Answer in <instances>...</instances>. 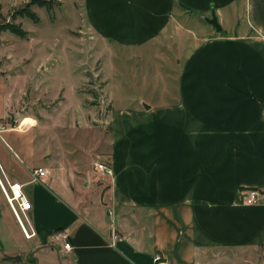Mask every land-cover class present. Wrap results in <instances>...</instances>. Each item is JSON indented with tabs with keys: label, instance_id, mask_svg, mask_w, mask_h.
<instances>
[{
	"label": "crops",
	"instance_id": "1",
	"mask_svg": "<svg viewBox=\"0 0 264 264\" xmlns=\"http://www.w3.org/2000/svg\"><path fill=\"white\" fill-rule=\"evenodd\" d=\"M83 7L101 43L142 58L174 51L173 94L147 112H112L105 156L86 170L48 147V116L21 111L2 64L0 180L23 186L22 224L34 235L24 237L0 189V264H264V0ZM36 169L45 176L34 182ZM248 189L260 193L254 205L242 201Z\"/></svg>",
	"mask_w": 264,
	"mask_h": 264
},
{
	"label": "rangeland",
	"instance_id": "2",
	"mask_svg": "<svg viewBox=\"0 0 264 264\" xmlns=\"http://www.w3.org/2000/svg\"><path fill=\"white\" fill-rule=\"evenodd\" d=\"M30 1L0 0V25L13 22L26 32L25 39L0 34V66L7 63L15 76L21 111L37 123L48 116L41 125L48 147L62 155L66 166L76 159L90 170L105 156L101 143L112 112L167 105L173 72L179 69L174 51L167 47L142 58L95 40L85 30L83 0H45L51 8H30L37 23L20 16L12 20L10 15Z\"/></svg>",
	"mask_w": 264,
	"mask_h": 264
},
{
	"label": "built area",
	"instance_id": "3",
	"mask_svg": "<svg viewBox=\"0 0 264 264\" xmlns=\"http://www.w3.org/2000/svg\"><path fill=\"white\" fill-rule=\"evenodd\" d=\"M2 129L3 127L0 126V131ZM94 171L95 173H99L101 175H104L105 177H110L112 175L111 167L105 163H96L94 165ZM44 176H45V172L42 169H36L32 171V178L34 182L38 181L40 178ZM0 189L13 215L15 216L16 220L19 222L24 237L27 239L33 237L34 233L31 230L29 231L25 230L22 224V219L23 221L25 220V213L29 211L31 208L30 202L27 200L26 196L23 193V186L16 182L10 183L8 181L2 182L0 180ZM241 194H242V201L246 205H254L260 199V193L256 189H248L243 191ZM66 240L67 239L64 236L62 250L65 253H68L72 250V247ZM154 261L155 263H161L162 262L161 255L155 254Z\"/></svg>",
	"mask_w": 264,
	"mask_h": 264
},
{
	"label": "trees",
	"instance_id": "4",
	"mask_svg": "<svg viewBox=\"0 0 264 264\" xmlns=\"http://www.w3.org/2000/svg\"><path fill=\"white\" fill-rule=\"evenodd\" d=\"M46 7L47 9L52 7V3H49L45 0H32L30 3L25 4L24 7H22L19 11L14 13L13 15H10L12 20L15 19L16 16H20L22 18H29L32 19L33 22L37 23L38 18L31 12V7ZM3 32H10L13 35L23 38H26V32L22 30L20 25L14 24L13 22H5L4 24L0 25V34Z\"/></svg>",
	"mask_w": 264,
	"mask_h": 264
},
{
	"label": "water",
	"instance_id": "5",
	"mask_svg": "<svg viewBox=\"0 0 264 264\" xmlns=\"http://www.w3.org/2000/svg\"><path fill=\"white\" fill-rule=\"evenodd\" d=\"M211 24H213L218 29V26H217V24H216L214 19L211 20Z\"/></svg>",
	"mask_w": 264,
	"mask_h": 264
}]
</instances>
